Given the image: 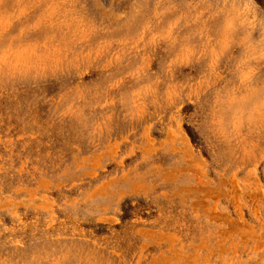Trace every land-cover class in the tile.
<instances>
[{
    "label": "rangeland",
    "instance_id": "1",
    "mask_svg": "<svg viewBox=\"0 0 264 264\" xmlns=\"http://www.w3.org/2000/svg\"><path fill=\"white\" fill-rule=\"evenodd\" d=\"M0 264H264V0H0Z\"/></svg>",
    "mask_w": 264,
    "mask_h": 264
}]
</instances>
